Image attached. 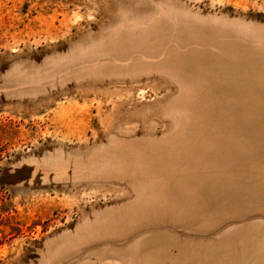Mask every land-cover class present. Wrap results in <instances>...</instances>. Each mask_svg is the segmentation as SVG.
Returning <instances> with one entry per match:
<instances>
[{
    "label": "rangeland",
    "instance_id": "374dc122",
    "mask_svg": "<svg viewBox=\"0 0 264 264\" xmlns=\"http://www.w3.org/2000/svg\"><path fill=\"white\" fill-rule=\"evenodd\" d=\"M0 264H264V0H0Z\"/></svg>",
    "mask_w": 264,
    "mask_h": 264
}]
</instances>
